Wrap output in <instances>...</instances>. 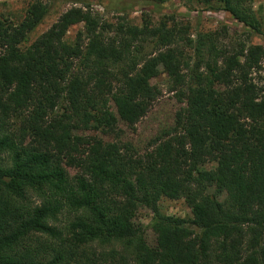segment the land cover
<instances>
[{"label":"trees","instance_id":"16d2710c","mask_svg":"<svg viewBox=\"0 0 264 264\" xmlns=\"http://www.w3.org/2000/svg\"><path fill=\"white\" fill-rule=\"evenodd\" d=\"M250 1L210 3L254 29L244 6ZM47 11L36 2L17 26L0 23V264H264V91L251 79L264 49L243 45L225 56L212 43L205 51L202 41L210 35L200 34L190 64L174 20L111 27L81 8L27 44ZM145 42L156 53L137 67L129 54ZM211 53L222 55L223 65L209 59ZM160 69L169 90L184 100L175 129L189 144L191 217L152 208L155 243L149 245L134 225L142 206L134 181L155 172L160 157L143 164L126 145L56 131L98 130L110 102L134 126L160 94L149 82ZM66 168L77 173L70 176ZM30 238L35 247L23 244ZM94 244L120 245L130 257L99 262L105 252L90 253Z\"/></svg>","mask_w":264,"mask_h":264},{"label":"rangeland","instance_id":"374dc122","mask_svg":"<svg viewBox=\"0 0 264 264\" xmlns=\"http://www.w3.org/2000/svg\"><path fill=\"white\" fill-rule=\"evenodd\" d=\"M36 2L45 5L48 11L42 22L28 35L27 44L34 42L49 30L62 14L71 8H81L83 11L89 9L92 15L97 16L102 23L111 27L119 24L141 27L145 22L154 27L162 23L170 26V19L174 20L182 30V40L178 47L183 49L184 56L189 59L190 64L198 56L194 48L197 36L200 34L210 35V39L202 41L205 51L212 43L215 49L225 53L223 54L225 56L237 53L243 45L246 48L250 45H259L264 49V0H252L244 4L250 9L256 21L254 29L235 23L230 14L215 9L218 6L210 3V0L208 2L206 0H70L69 2L0 0V23L6 27L17 26L24 20L28 7ZM152 6L157 10H152ZM82 25L71 27L67 32L66 40L72 42ZM109 36H113L112 31H109ZM188 38L192 40L191 45L187 43ZM154 53H156V48L153 44L145 42L133 49L129 55L139 67L146 56ZM221 56L211 53L212 58L209 57V59L215 61L217 65H223ZM202 61L206 62L203 58ZM260 65V69L251 74V79L264 91L263 60ZM149 82L159 89L160 94L144 117L134 126L130 127L125 124L117 115L113 103L110 102L98 130L84 133L65 129L56 132L69 136L74 134L96 136L106 143H115L118 147L126 145L130 148L132 159L143 164L150 165L154 157H160L156 171L152 174L144 173L140 178L144 186L134 181L135 188H137L136 194L142 203L137 210L134 225L143 229L145 241L153 245L155 234L148 226L153 215L152 208H156L160 214L184 219L191 217V209L186 199L189 144L184 133L175 129L176 114L184 107V100L178 93L169 90L168 77L162 69ZM205 167L209 168L210 165L207 164ZM66 169L70 176L77 173V169ZM36 237L39 240L40 236L36 235ZM40 240L45 241V239ZM48 243L46 240V244ZM23 244L35 247L37 242L34 238H30ZM111 250L119 253L107 255ZM88 251L95 253L97 257L102 251L105 252V255L100 256L99 262H109L114 256V259L124 255L130 257L131 252L130 249L126 250L120 245L113 244L106 247L94 244L88 248ZM47 252V254L51 253ZM47 254L44 253V257L50 259L51 256ZM103 257L105 260H102ZM130 264H135V262L130 260Z\"/></svg>","mask_w":264,"mask_h":264}]
</instances>
